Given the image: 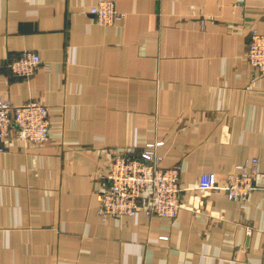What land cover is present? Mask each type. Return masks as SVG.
Wrapping results in <instances>:
<instances>
[{
    "label": "crops",
    "instance_id": "crops-1",
    "mask_svg": "<svg viewBox=\"0 0 264 264\" xmlns=\"http://www.w3.org/2000/svg\"><path fill=\"white\" fill-rule=\"evenodd\" d=\"M101 1L123 17L99 25ZM252 30L264 0H0V97L49 120L44 143L0 141V264H264V178L244 203L221 187L251 159L264 173ZM25 50L41 61L29 79L6 67ZM155 143L179 171L177 214L101 221L113 156Z\"/></svg>",
    "mask_w": 264,
    "mask_h": 264
},
{
    "label": "built area",
    "instance_id": "built-area-1",
    "mask_svg": "<svg viewBox=\"0 0 264 264\" xmlns=\"http://www.w3.org/2000/svg\"><path fill=\"white\" fill-rule=\"evenodd\" d=\"M90 14L102 26H110L123 17L107 1L92 7ZM245 57L251 67L264 74V33L249 32ZM40 66V57L27 50L6 65L12 76L22 79H29ZM48 129L46 105L35 101L14 105L0 97V141L12 130L22 141L41 144L48 139ZM160 144H147L138 155L113 156L105 176L106 186L97 193V216L101 221L132 217L139 212L161 218H173L177 214L181 207L179 171L176 167L159 166L161 158L155 149ZM255 177L264 178V173L257 170V159H251L237 165L221 187L228 199L244 203L256 188ZM217 186L214 173L204 175L200 183L204 192Z\"/></svg>",
    "mask_w": 264,
    "mask_h": 264
}]
</instances>
